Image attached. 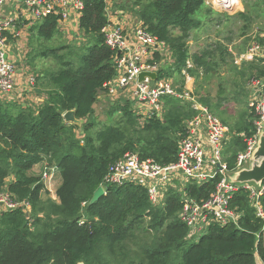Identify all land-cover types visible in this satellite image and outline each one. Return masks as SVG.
<instances>
[{
  "label": "trees",
  "instance_id": "obj_1",
  "mask_svg": "<svg viewBox=\"0 0 264 264\" xmlns=\"http://www.w3.org/2000/svg\"><path fill=\"white\" fill-rule=\"evenodd\" d=\"M206 1L122 0L119 6H130L148 32L168 45L174 60L172 72L182 74L191 59L194 68L187 72L193 76L199 69L209 74L216 66L210 49L189 54L188 41L191 32L201 28ZM107 8L106 0H84L78 47L59 43L58 16L37 22L32 31L40 48L30 54L55 60L57 66L41 72L44 101L28 105L0 95V194L7 190L13 201L30 204L29 212L20 206L0 214V264H264V242L257 238L264 223L256 217L244 191L232 202L243 214L239 227H215L188 249V229L179 219V194L169 193L162 206L154 207L142 187L108 186L105 195L91 204L110 166L128 153L160 165L176 163L187 122L197 114L190 102L168 97L161 116L140 125L128 102L111 107L109 119L114 125L97 128L94 106L98 93L116 75L115 53L103 32L109 23ZM240 17L246 19L247 15ZM225 52H221L222 59ZM246 65L248 73L239 70L241 75L264 78L262 61ZM248 93L246 101L232 99L243 108L230 129V169L235 167L236 154L246 148L241 134L251 137L256 131ZM228 99L224 92L215 99L198 96L219 118L226 113ZM69 111L85 123H66L64 115ZM221 121L227 125L226 120ZM43 162L60 172L57 201L43 199L47 192L43 176L32 173ZM217 183L193 185L190 195L198 201L208 200ZM143 231L153 234L140 244Z\"/></svg>",
  "mask_w": 264,
  "mask_h": 264
},
{
  "label": "built area",
  "instance_id": "obj_2",
  "mask_svg": "<svg viewBox=\"0 0 264 264\" xmlns=\"http://www.w3.org/2000/svg\"><path fill=\"white\" fill-rule=\"evenodd\" d=\"M7 1L0 0V95L13 99L19 70L7 55L8 39L5 32L11 28L12 22L11 18L2 15ZM241 5V0L206 1V6L217 13L232 14L238 9L242 10ZM20 7L35 22L58 16L59 23H62L71 18L80 19L84 0H22ZM118 10L113 14L107 8L109 23L103 29L107 45L115 53L116 66V75L106 86L108 95L115 99L124 90L132 92L137 108L136 112L133 111L139 116L140 125L153 116L160 117L164 99L168 97L190 102L197 114L187 122V133L179 142L176 163L160 165L154 159H143L138 153H128L110 166L101 187L106 190L108 186L137 185L147 191L154 207L162 206L169 193L179 194L182 203L179 219L188 229V241L198 242L215 227H239L243 214L232 207V202L240 191L247 193L256 217L264 223V182L237 183L234 180L236 175L251 169L256 163L255 154L264 135V78L252 79L248 89V108L255 114L256 131L251 137L241 134L246 148L236 154L235 167L230 169L231 154L227 151L233 137L230 128L208 107L199 103L188 89L174 85L165 70L164 56L168 54L172 57L168 45L149 33L137 16L138 22L132 27L131 40L127 34L125 11ZM256 38L249 49L236 58L237 65L255 61H262L264 65V33ZM192 68L194 63L189 59L183 70L184 75L187 76L188 69ZM144 72L155 73L157 79L146 77L143 82H139V76ZM35 82V77H26L30 90L34 89ZM46 168L48 170L49 166ZM49 172L43 175L45 183L59 170L52 166ZM215 180L218 183L208 200L198 201L190 195L193 185L201 186ZM20 206L29 212L28 202L13 201L8 191L0 194V214ZM257 238L264 242V226ZM259 264H263L262 261Z\"/></svg>",
  "mask_w": 264,
  "mask_h": 264
},
{
  "label": "rangeland",
  "instance_id": "obj_3",
  "mask_svg": "<svg viewBox=\"0 0 264 264\" xmlns=\"http://www.w3.org/2000/svg\"><path fill=\"white\" fill-rule=\"evenodd\" d=\"M109 9L114 14L118 9L124 10L127 19V28L137 24L136 13L130 8L122 9L120 8V3L122 0H106ZM241 0V9L234 11L232 14L227 12H208L210 8L206 7L205 11H202V25L198 30H193L188 41L189 54L193 56L195 53L199 54L205 49H210L214 53L215 68L209 73L204 74L202 69L196 70L195 75H191L187 72V76L184 75L183 71L181 73L172 72L174 71L173 58L170 55H165L166 61V71L168 76L174 81L176 87L185 88V85L190 82L189 89L198 96L208 95L211 99H215L220 92H224L225 96L228 97V101L225 103V115L220 116L221 119L227 121L228 127L231 129L235 122L237 121V116L239 111L243 108L242 105L235 102L234 97L246 101V92L251 86L252 78L243 76L239 73V70H245L248 73L247 66L237 65L235 60L242 53L247 51L252 43L257 39L260 34L264 33V0H247V4ZM245 13L247 15L246 19L240 17V14ZM36 33V32H35ZM27 42L28 50L40 48L39 40L35 35L29 37ZM59 43H72L80 44L79 37H67L59 35ZM227 50V55L222 59L221 52ZM32 64L27 71H24L27 75H33L34 77H40L39 82L41 83V70H55L57 66L54 65V61L49 59L46 63L41 64V58L35 56V53L30 54ZM197 69V67H195ZM19 70V68H18ZM172 72V73H171ZM171 73V74H170ZM30 75V76H31ZM22 81V80H21ZM38 85V84H37ZM40 88V86H39ZM197 91V93H196ZM124 97L120 98V102L116 105L125 106L128 102H131L132 109L136 112V101L133 97H128V93L131 92L126 90L122 91ZM198 95V96H197ZM250 92L248 93L249 99ZM14 96V94H13ZM5 100L10 99V97H2ZM129 98L131 100H129ZM29 105V103H28ZM114 105H108L106 109L109 110ZM105 109V108H104ZM104 109L97 108L96 115H98V129L103 128L107 125H114L115 121H111L107 113L103 112ZM109 113V112H108ZM217 114V113H216ZM218 115V114H217ZM219 116V115H218ZM114 117H117L116 115ZM232 133V132H231ZM52 167V166H51ZM51 167L46 170L44 165H37L33 169L32 173L37 176H43L46 172L50 173ZM52 174V172H51ZM61 181L60 175L51 179L45 183L47 192L44 191L43 199H53L57 201L56 191L59 188V182ZM7 190H5L6 192ZM142 238L139 239V243L143 244L146 238L152 237V232H141ZM195 241H188L185 249H188Z\"/></svg>",
  "mask_w": 264,
  "mask_h": 264
},
{
  "label": "crops",
  "instance_id": "obj_4",
  "mask_svg": "<svg viewBox=\"0 0 264 264\" xmlns=\"http://www.w3.org/2000/svg\"><path fill=\"white\" fill-rule=\"evenodd\" d=\"M22 0H8L3 8L2 15L4 18H11V28L5 32V36L8 39V47H7V55L8 59L16 65H18L19 68V76L17 79V87L14 92L13 99L17 100L21 103L28 104L29 105H40L44 101V95L41 90V82L40 85L38 84L37 78L35 82V87L33 90H30L27 87L26 84V77L30 76L24 73V71H27L29 67L31 66V56L30 52L28 50V45L27 42L29 41V37H33L35 35V31H32V27L37 24V22L40 21H33L30 15L28 14L27 11H25L22 7H20V2ZM44 20V19H43ZM79 20L77 18H71L67 22H62L59 23V31H63V35H67V37H79L81 38V31H80V25H79ZM127 34L129 38L132 40L133 35H132V26L129 25L127 28ZM72 44V43H71ZM197 54V53H195ZM46 59L41 58V64L46 63ZM164 70V69H163ZM43 72V70H41ZM33 76V75H31ZM34 77V76H33ZM189 78V76H188ZM22 80V81H21ZM190 82H188L185 85V88L188 89L191 93L192 91L189 89ZM40 86V88H39ZM128 92V91H127ZM194 95V93H193ZM195 96V95H194ZM124 97L123 93L118 95L115 99H112L109 95L108 92L106 91H100L98 93V100L97 103L94 106L95 110V120L98 123V115H96V110L97 108L104 109L103 112L107 113L109 116V113L111 108L106 109L107 106L110 104H118L120 102V98ZM128 97H133V94L131 92V95L128 93ZM196 97V96H195ZM197 98V97H196ZM129 100H131L129 98ZM198 100V98H197ZM199 101V100H198ZM200 103V102H199ZM203 105V104H202ZM205 106V105H204ZM207 107V106H206ZM82 126V125H81ZM82 132V131H81ZM41 166L44 165L45 169L48 166L45 162L40 163ZM38 164V165H40ZM37 166V165H36ZM60 175V172H57L53 178L57 177ZM52 178V179H53ZM61 178V175H60ZM62 184V178L61 181L59 182V187Z\"/></svg>",
  "mask_w": 264,
  "mask_h": 264
},
{
  "label": "water",
  "instance_id": "obj_5",
  "mask_svg": "<svg viewBox=\"0 0 264 264\" xmlns=\"http://www.w3.org/2000/svg\"><path fill=\"white\" fill-rule=\"evenodd\" d=\"M18 66V65H17ZM146 77H150L154 80L157 79L155 73L144 72L139 76V82H143ZM64 120L66 123L75 124L81 126L85 123L84 120H79L76 118L74 111H69L65 113ZM256 163L251 167V169L244 170L235 176V182L237 183H262L264 182V135L259 143L258 150L255 154ZM105 195L104 188L100 187L94 194L91 204L98 202Z\"/></svg>",
  "mask_w": 264,
  "mask_h": 264
}]
</instances>
